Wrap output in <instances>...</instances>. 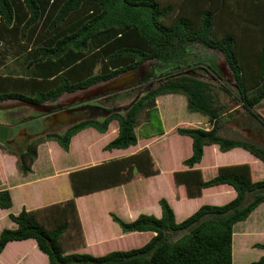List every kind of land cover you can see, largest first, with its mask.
<instances>
[{"label":"trees","instance_id":"16d2710c","mask_svg":"<svg viewBox=\"0 0 264 264\" xmlns=\"http://www.w3.org/2000/svg\"><path fill=\"white\" fill-rule=\"evenodd\" d=\"M193 43L222 53L234 77L236 95L227 87H221L222 92L264 127V119L254 110L264 100V0H179L176 4L161 0H0V46L12 50L16 61L27 69L26 75L15 71L0 75V102L13 100L43 107L64 93L110 81L150 60L159 62L156 69L170 65L173 70L161 75L163 82L125 110L111 109L101 120L85 119L62 134L38 136L24 150L0 145L16 156L20 174L31 172L40 143L54 141L68 152L71 139L88 128L105 134L117 123V134L103 151L136 146L139 114L145 112L149 120L158 97L179 94L186 98L187 110L206 117L211 128H175L178 135L191 139V154L181 162L186 168L172 172L171 183L183 186L189 199L219 185L235 191L227 203L201 205L179 222L165 198L158 201L159 218L140 214L125 221L110 213L121 231L129 233L126 236L151 237L131 246L123 245L120 238L118 245L99 255L78 252L84 247V235L75 199L127 184L136 173L144 178L159 174L149 149L144 148L71 171L72 197L65 202L9 214L16 227L1 231L0 252L9 242L32 239L48 264H233V227L264 204V180H254L246 163L221 166L208 180L194 166L202 161L205 146L217 145L223 153L241 148L263 164L264 149L250 141L218 135L223 105L207 81L188 75L202 70L213 76L218 74L217 68L212 60L203 65H199L203 61L196 65L187 62V47ZM182 66L184 73L180 72ZM59 110L62 108L46 114ZM250 193L251 200L243 204ZM11 205L8 190H0V208ZM179 232L184 234L169 240ZM252 248L264 251V243ZM249 264H264V255Z\"/></svg>","mask_w":264,"mask_h":264},{"label":"rangeland","instance_id":"374dc122","mask_svg":"<svg viewBox=\"0 0 264 264\" xmlns=\"http://www.w3.org/2000/svg\"><path fill=\"white\" fill-rule=\"evenodd\" d=\"M161 1L176 4L179 0ZM31 47L33 48L34 46L32 45ZM2 48L3 47L0 46V51L2 53H8L6 56L13 58V60L8 65V67L2 69L0 73L8 76L11 75L13 71H15V73L26 75L27 69L20 61H16L12 50L3 52ZM187 48V62L196 65L197 62L203 61V63L199 64L203 65L204 62L207 63L208 61L212 60L214 66L217 68V73L219 74V76H217L218 74L212 73L213 76H211L204 71L199 70L196 71V73H188V75L207 81L211 85V88L218 96V103L223 105L222 110L224 112L231 110L232 105H239L231 96L222 92L221 87H227L233 91V95H236L234 77L227 67L222 53L220 51L212 50L211 48L200 43H193ZM156 64L159 65V62L156 60H150L143 63L141 68L121 74L110 81L97 83L87 90L77 91L76 93L70 95H66L68 93H64V95L61 96V101L58 103L61 104L62 107L79 103H86L87 105H90V107L83 106L78 108L76 111L69 109L71 112H61L55 115L47 116L45 118L40 112L45 106L39 108L21 102H10V106H8L7 109H0V144L3 146L10 145L12 150H24L26 144L39 135H45L48 133L62 134L68 126L73 125L82 119L99 118L98 120H101L104 115L109 113L108 110H125L146 91L155 88L161 82H163L164 77H161V75H163L165 72L173 71L171 70L170 65H165L163 68L159 67L156 69ZM183 69L184 66L180 67V72L184 73L185 69ZM156 103L158 107L151 111L149 120L145 112L139 114L138 126L135 128V133L139 139V143L142 144L145 141V138L164 132L165 138L158 141L157 143H154L151 146V151L156 158L157 166H160L161 168L165 167L167 170H176L178 164H180L179 159L185 155V153L187 154V145L185 142L176 138L177 134L174 131L175 128L196 126L199 122H203L205 120L201 114L187 110L186 99L182 95L169 94L160 96ZM44 105L51 107L49 102H45ZM96 106L98 108H95ZM99 106H101V108L107 109V111L102 110L101 108L100 110L102 111H98ZM94 108L97 110L94 111ZM255 110L264 119V100L261 101L258 106H256ZM226 117H242L241 119L246 117V119H251L250 123L252 126V133H245V137L242 139L237 138L238 136H236L234 139L250 141L264 149V127L256 119L253 117L251 118L250 115L242 108L236 110L235 113L232 112L228 116L226 115L225 117H222L221 122H223V124L228 120ZM113 127H117L116 122L110 125V132L112 131ZM90 139L92 140V145L88 149H83L81 145H78L77 142L75 144V148L70 151V154L67 155L65 152H63V155H66V158L65 162L62 163V166L64 164L66 166H71V164H74L72 162L74 153H79L80 156L82 154L86 156L92 155L96 160H106V156H103V153L105 152L101 149V141L96 140L95 138H89V140ZM12 141H14L12 144H8ZM45 150L46 149L44 147L41 148L40 158L36 166L38 171L39 169L41 171L51 169V166L53 165L52 158H55L57 155L55 148H51V150ZM184 150V153H180ZM49 153L50 155H48ZM47 155L49 156V159ZM61 161L63 162L62 158ZM91 161L92 160L89 162ZM58 166H61L60 162ZM253 170H255L254 180H264V170L261 168V166L253 165ZM65 183L67 184L66 181ZM60 187L63 189V183H61ZM127 190H129V187H127ZM120 192H122V190H120ZM122 194L123 193H120L121 196ZM217 195L218 194L215 192H210L206 197L216 200L218 198ZM225 196L226 195L224 194V203L230 201L226 200ZM252 196L253 195L251 193L248 194L243 204H246L248 201H250ZM100 202L103 201H98L97 204ZM17 210L18 208L14 205L11 212L16 213ZM263 212L264 209L259 210L258 212L254 213V215H251L247 220L249 224L253 225V227L250 228L249 233H247V239L250 243H264V221L263 223L254 222L256 218H258ZM140 213H148V215L158 214L155 212V208L150 207L143 208L140 210L139 214ZM127 215L130 216L131 220L135 219V214L127 212ZM81 216L83 218V222L86 224V238H84V247H81L79 250H77L78 252L95 255L96 253H103L104 251L112 249V247L115 245H118L120 238H122L120 242L123 245L128 246H131V244H133L135 241L140 242L145 238V236L130 235L120 237L118 234L115 235V233L111 231H109L107 234L104 233V231L107 230L104 223L109 221L105 213L101 212L99 214H94L92 211L82 208ZM5 224V228H9V220H6ZM237 229H239V227L236 226L235 230ZM183 234L184 232H179L170 235L169 240L175 241ZM140 246L133 248H138ZM260 251L263 250L248 246L247 248H244L238 256H234L233 264H249L250 262L256 261L260 257H257V254Z\"/></svg>","mask_w":264,"mask_h":264},{"label":"crops","instance_id":"0c3cea01","mask_svg":"<svg viewBox=\"0 0 264 264\" xmlns=\"http://www.w3.org/2000/svg\"><path fill=\"white\" fill-rule=\"evenodd\" d=\"M4 51H8V50L5 48V50L3 49V52ZM6 54L8 53H2L0 51V72L5 67H8V65L13 60V58H9L8 56H6ZM0 75L5 76L4 74L1 73ZM66 95H70V94L68 93ZM61 98L62 97L60 96L53 104L58 105V103L61 101ZM158 99L159 97L157 98L156 101H158ZM10 102H13V100H4L0 102V109L2 110L7 109V107L10 106ZM186 108H187V101H186ZM239 108H242V106L232 105L231 110L227 112L224 111L222 112L220 120L222 119V117H225L226 115L228 116L232 112L235 113L236 110H238ZM255 108L256 106L254 107V110ZM69 112L71 111L69 110ZM256 113L259 115L258 112ZM203 118L205 121L199 122L196 126H191V127H201L205 130H209L211 128V125L207 122L206 117L203 116ZM241 118L228 117L227 118L228 120L225 121L224 124L223 122H220V127L217 131L218 135L229 139L230 138L234 139L236 136H238L237 138L242 139L245 137V133L251 134L252 133V126L250 123L251 119H246V117H244L243 119ZM96 132L94 131V129L88 128L75 135L71 139L68 152L63 151L59 147V145L54 141L49 140L40 143L37 146V156L31 165V172L28 173L27 175H22L19 173L16 165V156L11 155L5 149L0 148V190H4V189L8 190L12 202L10 208L8 209L0 208V233L3 229H5L6 220H9L10 222L9 228L7 229H14L16 227V224L9 219V214L16 215L22 209H25L27 211L35 210L55 203H62L70 199L72 197V191H71L68 175L71 171L97 165L114 159H119L137 153L138 151L144 148L149 149L150 154L154 161V166L155 168L159 169V174L144 178L143 176H141V174L136 173L133 177V180L127 184L97 191L89 195L77 197L75 199L79 219L83 229L84 238H86V224L85 222H83V218L81 216L82 208H84L85 210H90L94 214L97 213L99 214L101 212L105 213L109 221L107 222L104 221L105 222L104 224L106 225L107 228V230H105L104 233L107 234L109 231H111L115 233V235L118 234V236L124 237L127 234H124L119 228V226L112 221L110 217V213L115 214L122 220L132 221L130 219V216L127 215V212L135 214V218H137L140 214H143V213L139 214L140 210H142L145 207H150V208H155V212L158 213L157 215H153V216L159 218L161 216V208L158 204V201L160 198H165L169 203V205L174 210L176 220L179 222L184 218H186L187 216L191 215L201 205L204 204L222 205L224 203L223 202L224 194L226 195L225 196L226 200H232L235 197V191L233 190L232 187L227 185H219L212 188L204 189L202 192V196L192 199L186 197L185 189L183 186H178V187L173 186V184L171 183V174L174 170H167L165 167L161 168L160 166H157L156 158L154 157L151 151V146L154 143H157L158 141L165 138L164 132L152 137L145 138V141L142 144L139 143V139H138L136 146H132L126 150L104 151L105 153H103V156H106L105 157L106 160H96L95 158H93L92 155H90L91 157L86 156L84 154L80 156L79 153L78 154L74 153L72 159V162L74 164H71V166H66L64 164L62 166V163L65 162V158H66V155H63V152H65L67 155L70 154V151H72V149L75 148V144L77 142L78 145H81L83 149H88L92 145L91 144L92 140L91 139L89 140V138H95L96 140L101 141L102 143L101 149L103 151V147L116 136L117 128L113 127L111 132L107 131L105 134L96 133ZM24 135L27 136L26 134ZM176 138L185 142L187 145V154L185 153V155H183L179 159L180 164H178L176 168V170H180L186 168L185 166L182 165L181 163L182 160L189 157L191 154V139L189 137L180 136L178 134ZM13 142L14 141L8 144H12ZM42 147H44L46 150H51V148H55L57 153L56 157L52 158L53 165L51 166V169H48L46 171H41L40 169L38 171L36 168L40 158V151ZM185 150L180 153H184ZM48 155H50V153ZM48 155L47 157L49 159ZM61 158L63 159V162L61 161ZM90 160L92 161L89 162ZM59 162L61 163L62 167L58 166ZM244 163L250 165L253 178H255L254 176L255 170H253V165L261 166V168L264 170V164L255 157H253L249 152L241 148H234L232 150L223 153L219 151L217 145L205 146L202 161L199 164H196L194 167L199 168L203 174L204 179L208 180L216 175L218 168L221 166L244 164ZM65 181L67 182V184L65 183ZM61 183H63V189L60 187ZM127 187H129V190H127ZM120 190H122V192H120ZM210 192L217 193L218 198L216 200L207 198L206 196ZM120 193H123L122 196L120 195ZM98 201H103V202L97 204ZM14 205L18 208L16 213L11 212ZM262 209H264V204L259 205L252 212L251 215H254V213ZM249 217L247 218V220L249 219ZM247 220L243 222H239L235 224L233 227V235H232L233 258L234 256H238L239 253L244 248H247L248 246L252 247V245L255 244L252 242L250 243L249 240L247 239L248 238L247 233H249L250 228L253 227V225L249 224ZM263 221H264V212L261 213L260 216L256 218L254 222L263 223ZM236 226L239 227V229L235 230ZM144 235L146 236L144 241H147L151 237V234H144ZM103 253H96V254L99 255ZM262 255H264V251H260L257 254V257ZM0 264H48V260L47 257L42 252L39 251L35 241L32 239H28L19 242H9L0 252Z\"/></svg>","mask_w":264,"mask_h":264},{"label":"flooded vegetation","instance_id":"af4514ba","mask_svg":"<svg viewBox=\"0 0 264 264\" xmlns=\"http://www.w3.org/2000/svg\"><path fill=\"white\" fill-rule=\"evenodd\" d=\"M139 68H141V67H139ZM235 81V80H234ZM107 82V81H106ZM100 83V82H99ZM85 90H87V89H85ZM79 91H82V90H79ZM74 93H76V92H74ZM74 93H69V94H74ZM56 101V100H55ZM54 101V102H55ZM54 102H49V104H51L50 106L51 107H48L47 105H44L45 107H43V109L40 111L41 112V114H44V115H42L43 117H47V116H51V115H55V114H57V113H61V112H66V111H69V109L70 110H75L76 111V109H78V108H81V107H83V106H89L90 107V105H87L86 103L85 104H81V103H79V104H75V105H68V106H64V107H62L61 106V104H53ZM61 106V107H60ZM62 108V110H59V111H56V112H52L51 114H46V112H48V111H52V110H54L55 108ZM73 108V109H72ZM95 108H98L97 106L95 107ZM94 108V111L95 110H97V109H95ZM100 108H101V106H99V109H98V111H102V110H105V111H107V109H104V108H101L102 110H100ZM97 111V112H98ZM105 117V115L103 116V118ZM102 118V119H103ZM89 119H93V118H89ZM94 119H99V118H94ZM82 120H85V119H82ZM82 120H80V121H82Z\"/></svg>","mask_w":264,"mask_h":264},{"label":"water","instance_id":"95a60500","mask_svg":"<svg viewBox=\"0 0 264 264\" xmlns=\"http://www.w3.org/2000/svg\"><path fill=\"white\" fill-rule=\"evenodd\" d=\"M92 87V86H91ZM89 89V88H88ZM34 107H36V106H34ZM39 108H42V106H40Z\"/></svg>","mask_w":264,"mask_h":264}]
</instances>
